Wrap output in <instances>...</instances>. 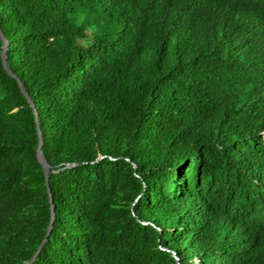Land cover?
I'll list each match as a JSON object with an SVG mask.
<instances>
[{
  "label": "trees",
  "instance_id": "obj_1",
  "mask_svg": "<svg viewBox=\"0 0 264 264\" xmlns=\"http://www.w3.org/2000/svg\"><path fill=\"white\" fill-rule=\"evenodd\" d=\"M0 34V264H264V0H0Z\"/></svg>",
  "mask_w": 264,
  "mask_h": 264
},
{
  "label": "water",
  "instance_id": "obj_2",
  "mask_svg": "<svg viewBox=\"0 0 264 264\" xmlns=\"http://www.w3.org/2000/svg\"><path fill=\"white\" fill-rule=\"evenodd\" d=\"M0 39L2 41V47L0 49V56H1V60H2V65H3V68L4 70L7 72V74L10 76V77H14L12 75V73L8 70L7 66H6V61H5V50H6V47H7V43L6 41L4 40V38L2 37V35L0 34ZM19 85V88H20V91L21 93L23 94V96L25 97L27 103L29 104V106L31 107V109L33 110L34 112V105L33 103L31 102V100L28 98L24 88L22 87V85L20 83H18ZM37 135H38V144H37V147H36V158L39 162V164L41 165L42 167V170H43V173H44V178H45V181H47V176L49 174V165L47 164V162L45 161L44 157L42 156L41 154V151H40V146H41V139H40V135H39V132H38V129H37ZM73 164H67L66 167H69ZM48 201L50 203V199H49V195H48ZM50 214H51V211H50ZM49 225H50V222H49ZM49 230V226L47 227V230H46V234L45 236L47 235V232ZM44 239L41 241L40 245L37 247V250L36 252L33 254L32 258L28 261V264H31V261L33 259V257L35 256V254L37 253V251L39 250L40 246L42 245V243L44 242Z\"/></svg>",
  "mask_w": 264,
  "mask_h": 264
}]
</instances>
